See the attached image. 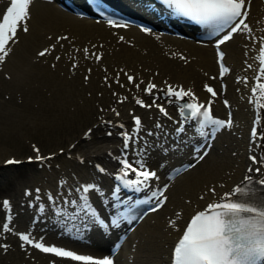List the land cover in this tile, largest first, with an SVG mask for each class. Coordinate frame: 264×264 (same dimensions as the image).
<instances>
[{"label": "bare ground", "instance_id": "1", "mask_svg": "<svg viewBox=\"0 0 264 264\" xmlns=\"http://www.w3.org/2000/svg\"><path fill=\"white\" fill-rule=\"evenodd\" d=\"M126 3L129 4V0ZM8 4L9 0H0V14ZM144 6L146 12H151L150 16L156 15ZM29 11V31H18V43L11 45L12 52L0 64V181L19 165L6 164V158L16 156L22 163L28 162V155L36 156L33 146L39 149L41 156H51V159L43 164L33 159L36 169L25 174L18 184L21 190L18 188L13 196L4 194L1 197L0 202L4 199L11 202L13 220L10 227L17 232L31 230L37 239L42 236L46 242H58L96 257L111 255L107 252L106 242L124 232L127 235L114 254V264H168L171 246L195 209L217 202L246 175L260 176L255 171L249 173L248 169L258 166L249 157L256 155L259 159L264 153L260 146L264 141L251 135L254 127L258 134L264 131V110L254 106L250 92L258 68L256 57L260 38L264 37V0H251L247 21L253 29L251 38L247 33H236L225 42L224 57L229 71L222 79L212 40L177 33L166 27V30L148 27L150 33L142 31L146 26L136 24L114 27L91 14L68 10L56 0H33ZM61 36L69 39L57 43ZM53 44L56 48L50 55L38 56V52ZM84 48H88L89 53H102L100 61L91 55L85 59ZM57 55L61 57L59 61L55 59ZM76 62L78 67L73 69L72 64ZM248 64L253 67L249 69ZM88 69H91L90 73ZM117 73L123 88L115 82ZM125 73L134 77V83L128 82ZM244 77H247V83L242 82ZM140 81L144 83L137 90L135 83ZM149 81L159 88H166L168 83L191 88L199 99L213 101L212 112L217 118L227 119L231 113L232 126L221 129L212 137L210 151L199 163L193 157L191 138L201 139L195 128L186 124L185 133L178 139L172 135L177 126L174 121L180 120L175 103L168 104L162 93L157 101L167 107L172 119L160 114L156 108H142L135 103L134 97L152 103V97L144 92ZM205 84L217 91L215 98L207 93ZM119 97L127 99L119 103ZM224 100L229 102L228 107ZM112 109L120 115L116 116ZM133 115L141 116L143 125L140 141L135 147L140 148L143 141H147L146 164L158 168L160 179L153 181V186L162 182L169 184L168 200L162 207L146 213L133 227L120 224L107 230L91 223L83 227L84 220L77 219L78 231L71 232L49 208L40 213L37 208L29 207L32 198L25 195L26 189H32L35 195V189L40 188L42 199L38 203H46V192H59L74 198L75 192L68 189L86 182L98 183L109 201L106 192L113 183L112 174L119 167L115 157L122 149L119 132L132 127ZM257 116L261 117L258 124L254 123ZM157 122L164 126L163 132L148 136V131H159L155 129ZM119 124H124L125 128L121 129ZM89 129L91 134L86 136ZM108 130H111V136L107 135ZM162 147L169 150L165 153ZM25 148L27 151H23ZM97 164L109 174L99 173ZM189 164H195V167L184 170L183 166ZM177 168H181L180 173H173ZM261 171L264 173V167ZM61 179L67 184L58 187ZM210 188H215V196L209 192ZM259 192L264 189H258L257 193L258 197L264 196ZM92 199L104 216L111 213L108 203L101 204L95 196ZM65 207L71 211L75 205ZM177 213H180L179 217ZM5 217V210L0 207V225L5 222ZM34 217L39 219L34 221ZM0 243L10 245L6 253L0 249V264H52L53 261L55 264H74L31 247L24 251L19 238L10 232L0 234Z\"/></svg>", "mask_w": 264, "mask_h": 264}, {"label": "snow or ice", "instance_id": "2", "mask_svg": "<svg viewBox=\"0 0 264 264\" xmlns=\"http://www.w3.org/2000/svg\"><path fill=\"white\" fill-rule=\"evenodd\" d=\"M33 0H9V6L0 14V64H3L9 54L12 52L11 45L18 43V31L27 33L28 20L30 19V6ZM165 2L174 7L181 14L191 17L202 24L212 27V35L217 37L216 48L219 49L225 42L230 41L236 33H247L251 38L253 32L249 25L248 17L251 6V0H165ZM108 24L114 27H128L127 23H119L114 19H109ZM142 31L150 33L151 29L143 27ZM69 37L61 36L57 38V43L61 40H68ZM121 40L124 37H120ZM62 46V45H61ZM93 47H96L95 45ZM56 45L45 47L38 52L39 57L50 55L55 50ZM79 52L80 49H75ZM259 55L256 57L258 68L254 76V86L250 92L252 103L258 110H264V37L260 38ZM84 58L95 56L97 62L102 58V53H89L88 48L83 49ZM224 52L218 51L219 74L222 79L229 68L225 67L223 62ZM57 61L61 59L59 55L55 57ZM184 59V57H181ZM55 67V64L52 65ZM78 67V62L72 64V68ZM247 67L251 69L252 64ZM107 71V69H105ZM122 71V70H121ZM91 72V69H88ZM129 83H134V77L125 73ZM88 77L85 76V80ZM105 81L108 77L105 76ZM215 80L216 77H211ZM115 82L123 88L120 83L119 73H117ZM242 82L247 83V77L242 78ZM135 83L137 90L140 89V84ZM167 84V82H165ZM205 90L211 97L217 96V91L208 84H205ZM225 86H222L224 88ZM144 92L152 97V103H145L140 97H134L135 103L142 108L158 109L159 113L169 119L166 107L157 103L161 99V93L166 98L168 104L175 103L178 106L180 120L174 121L177 125L173 131V136L177 139L185 133V125L195 122V133L202 138L200 144L193 146V157L196 163L207 156L211 145L207 143L218 131L223 128L232 126L231 113L229 112L227 119L217 118L211 111L212 100L205 104L199 101L191 88L185 90L183 86H173L168 84L166 88H159L155 83L149 81L144 88ZM113 95H117L113 93ZM185 98H188L185 100ZM127 97H119V103H123ZM224 105L229 106V102L224 100ZM116 116L120 113L112 109ZM134 127L131 131H121L119 135L123 140L122 150L120 155L116 156L119 167L113 173L114 184L111 195L114 198L112 201H107L104 191L96 182H86L79 185L75 189L69 188L68 191H74L75 197L63 196L59 192L53 194L46 192L44 200L46 203H38L41 201L40 188L35 189L33 195L32 189H26L25 195L31 197L29 207L37 208L38 212L44 213L46 207L56 214L59 219L65 224L66 230L71 232L77 230L75 221L77 219L84 220L83 227H88L89 223L101 229L111 230L112 226H119L122 222L131 223L135 217L132 215L135 207L145 202L155 201V206L150 208V211H156L162 207L168 200L166 195L169 184L165 183L162 187L157 186L154 191H151L148 200L133 199L131 196L121 198L122 191H128L133 194L141 193L145 189L153 187V181H159L155 169H150L144 159L147 154L148 142L143 141L140 148L135 145L140 141V132L142 130V120L138 115H133ZM261 117L257 116L254 123H260ZM102 123L111 124L112 121H102ZM121 129L125 128L124 124H119ZM164 126L157 122L155 129L157 132L148 131V136L160 135L163 132ZM91 129L88 130L86 136L91 134ZM136 133L135 136L132 133ZM108 136L112 133L108 132ZM252 137L257 140L264 141V131L258 134L254 127L251 133ZM175 146V145H173ZM264 149V144L260 145ZM73 147H75L73 145ZM132 148L135 154L134 159L130 161L128 150ZM36 152L35 157H29V162L33 159L44 161L51 159V156L44 157L40 155L39 149L33 146ZM168 147H162L163 152H167ZM63 151V150H62ZM109 156L112 153H108ZM249 159L253 164L258 165L253 169L249 167L248 172L255 171L260 174L258 178L252 175H246L240 184L233 187L230 192L225 193L217 202L208 203L203 210L197 211L187 223L181 238L174 247L172 264H264V196L257 195L258 187L264 189V173L261 169L264 167V153L258 157L251 155ZM83 162V158H81ZM22 161L9 159L6 164H20ZM164 165L162 164L161 167ZM96 169L101 174H109L107 169L101 165H95ZM184 170L195 167V164L183 166ZM174 171L179 174L181 169L177 168ZM171 179V176L169 177ZM67 184L66 180L61 179L58 182V187H63ZM215 188H210L209 192L215 196ZM93 196L97 197L101 204L108 203L112 211L108 216H104L101 211L95 206ZM201 199H204L201 196ZM65 205H75L69 211ZM6 212L5 222L0 225V234L12 233L17 236L20 241V247L27 251L29 247L39 250L42 253L52 254L55 257L74 262V264H114V259L110 255L96 257L91 254L80 253L74 249L57 246L55 244H47L44 237L38 239L32 235L31 230L26 232H17L14 227H10L13 220L11 212V202L4 199L0 202ZM177 217L180 213L176 214ZM39 217H34V221ZM175 225L174 221H170ZM8 243H0V249L5 253L9 249ZM52 264H55L53 261Z\"/></svg>", "mask_w": 264, "mask_h": 264}, {"label": "rangeland", "instance_id": "3", "mask_svg": "<svg viewBox=\"0 0 264 264\" xmlns=\"http://www.w3.org/2000/svg\"><path fill=\"white\" fill-rule=\"evenodd\" d=\"M24 150H26V148L23 149V151ZM13 155H15V154H13ZM22 164H23V166H22ZM22 164H19L17 166L13 165V167L16 166V168H15V171L11 173V175L7 176L8 180H7V178H5L3 181H0V199L4 194L5 195L11 194L13 196V194L15 193V191L18 188H20V190H21V187L18 186V184H20V181L23 180V178L25 177V174L28 173V171L30 169H36V166H34L36 164H34L32 161L31 162H29V161L24 162ZM5 181H6V183H5ZM21 185H23V183H21Z\"/></svg>", "mask_w": 264, "mask_h": 264}]
</instances>
